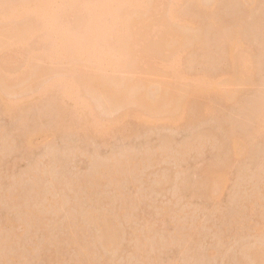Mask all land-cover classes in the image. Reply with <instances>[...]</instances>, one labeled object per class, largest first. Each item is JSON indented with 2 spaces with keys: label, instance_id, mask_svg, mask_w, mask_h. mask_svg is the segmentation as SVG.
I'll return each instance as SVG.
<instances>
[{
  "label": "rangeland",
  "instance_id": "374dc122",
  "mask_svg": "<svg viewBox=\"0 0 264 264\" xmlns=\"http://www.w3.org/2000/svg\"><path fill=\"white\" fill-rule=\"evenodd\" d=\"M192 1L179 0L178 12L204 40L181 52L178 86L205 85L192 95L185 87L181 96L189 90V99L169 121L162 118L166 104L157 112L123 98L108 108L102 86L90 102L82 87L84 102L76 103L78 82L66 87L71 95L62 94L77 74L64 67L68 60L6 49L14 58L13 85L27 80L14 87L12 74L6 80L0 72V89L9 82L4 88L11 90L0 92V264H264V0H200L208 17ZM8 24L0 18V28ZM224 26L238 32L233 58L224 55ZM243 62L248 67L240 70ZM77 65L80 74L91 70L88 62ZM146 66L100 73L111 83H150L154 101L156 85L170 73ZM28 73L36 76L29 81ZM56 73L55 88L44 89ZM141 90L135 86L128 98L137 101Z\"/></svg>",
  "mask_w": 264,
  "mask_h": 264
},
{
  "label": "bare ground",
  "instance_id": "6f19581e",
  "mask_svg": "<svg viewBox=\"0 0 264 264\" xmlns=\"http://www.w3.org/2000/svg\"><path fill=\"white\" fill-rule=\"evenodd\" d=\"M201 1L193 0L192 2H194V5H196V7L200 11L205 12L206 17H208L209 12H210L208 9L210 7L203 5L204 3H202ZM54 2L55 0H0V6H2V9H3V11L0 12V18H2L4 21H7V23H9L7 26L0 28V72H2V76L4 74H8L7 76L8 78L9 76H11L12 72L14 71L13 69L11 74L8 72V71H11L9 69L13 67L12 63H13L14 58L11 54L7 53L6 49L19 50V51L22 50L21 52L27 53V55L28 56L30 55L31 57L34 56L35 51H36L44 59L48 58V62H49V59H53L55 60V62L60 61L61 63L62 60L64 61L66 59L69 61V63L67 62L68 64H66L65 62L66 60H65L64 64L66 65L62 63L61 67L63 65L64 67L65 66L67 67L71 64L72 65L71 69L74 72L77 71V74L75 75V73H73L68 76L65 87L63 88V91H62V94L64 96H66L67 93L69 92L71 93V90L67 92L66 87L67 89L68 88L70 89L71 87H73L74 82H78L79 83L78 91L75 90L74 91L75 95L74 94L72 95V96H75L76 103L80 102L79 104H82L84 102V98L82 96L83 93H84L83 95L85 96H87L86 94H88L89 102H90L91 101L90 96H92V93H95L97 89L100 92V90H102L101 88L102 86L104 88L103 93L105 95L107 94L106 96H104L106 97L105 99L107 100V97L109 98V104H110V101H113V102L120 101V102H117L116 105L113 104V102H111L113 106H118L119 104L123 105L124 103H126L125 101H128V104L133 103V104L139 105L140 103L143 106L146 105V108L147 106L148 107L150 106L152 109H156L155 111H157V109L159 110L158 108L159 106L166 104L168 108L166 107L167 109L166 108L164 109L165 113L163 111L164 116H162V118L168 119V121L178 116L180 107L181 106L183 107V104L185 105L186 104L185 102H187L189 99L187 98L188 95H190V93L192 95L193 94L192 92L197 89L196 85L200 83L205 85L203 83V80H199L200 82L198 81L199 83H196V85L195 83H192L194 86H191L192 84H190L189 86L190 88L192 87V89H189V86L185 85V87H187L191 92L189 93L188 92L189 90H187L185 94L181 96V92H184L187 89V88L185 89V87L183 88V86L181 87V83L179 84L180 86H178V83L180 82L179 79L180 77H182L180 76V73L177 67L178 62L182 55L181 52H184V50H188L186 49L189 47V46L187 47V45L191 43L192 40H194L195 43H199V42L201 43V41H203L204 39L202 38L203 40L201 39V41H199L200 39L199 36L197 34L190 32V31H193L194 27L196 28H199V27L198 25L197 26L194 25V21H191L190 19L181 16L184 14L181 13L180 15V13L178 12L179 11L178 10L179 0H58V2L56 3L57 5L56 8L52 7V3ZM199 15L201 14L199 13ZM206 17L204 19H206ZM45 21H47L48 23L47 25L44 26L43 23ZM211 21H209V23ZM205 22L207 21L205 20ZM179 26L180 27L184 26L183 27L184 29L193 28L192 30L191 29L189 30L191 35H187V32H188L187 29H186L187 30L186 33L185 31L181 32ZM221 26L223 25L221 24ZM196 28L194 29V31H196ZM221 30L223 31V34L222 32H220V35L222 37V42H224V45H223L225 49L224 55L226 54L228 57L229 56L232 57V54L234 53L233 49L237 48L236 45H237V42H239L238 40L239 36L237 34L238 32H236L234 28H231L229 30L226 28V26H224ZM198 32L199 30H197L196 33ZM192 43H193L192 46L195 45L193 41ZM85 62H88L90 64L91 70L84 72V74L83 73L80 74L79 71L81 70V67H79L77 64L81 65ZM144 65L149 66L150 70L158 71L162 74L163 72L170 73L169 81L166 80L167 78H165V80L161 81L159 86L156 85V87H158L160 92L156 90L157 88L154 90L159 93V94L157 93L158 96L155 95L157 98L155 99L154 97V101L149 100L151 99L149 96L150 91L148 89L150 88L148 87L151 85L150 83L145 82V81L135 80L132 78H130L129 80L126 79V81L124 82L123 79L121 81V79L117 77H115L116 80L114 79L116 83L115 82L111 83L109 82V80H107L108 78L110 79V77H106L105 79L104 78L105 76L103 77V75H101L100 73V70L106 69L108 67H119L123 70L129 71L132 69L144 68L143 67ZM240 66L246 67L247 65H245V63L243 62V64L239 65V67ZM33 67L35 66H32L30 68H32L34 71L35 68ZM156 67H161L162 69L161 68L159 69ZM246 69L247 68H245L244 70ZM240 70H242V68ZM83 71L81 70V72ZM240 72L241 73H239V75L242 74L244 71H240ZM245 72H249V71H245ZM30 73H28L29 74L28 75L29 77H27L28 79H30V76L33 77L34 74H37L33 72L34 74L30 75ZM58 75L59 74L56 73V75L55 76L53 75V77H50V79L47 82L43 81L44 84L42 85V87H45L44 89H46V87L55 88L59 80ZM2 76L0 74V80H3L4 77L6 79L5 75L3 78ZM35 76L36 75H34V77ZM41 76L42 75H40V78H42ZM13 78L14 76L12 74L11 81L9 82H11L12 86L14 87H15V83H17L16 82L17 79L21 80V82L20 80H18L20 83L22 82L25 83L27 80L25 78L26 80L24 82V79H22L21 77L16 78V80L14 79L15 82L13 85V82H12ZM40 78L38 77V79ZM45 78L47 79L48 77H45ZM34 80L37 81L36 79ZM118 80L121 82H119ZM29 81H31V79ZM110 81H112V78ZM4 82L2 81V83L0 82V84L3 85ZM8 83L7 85L6 83L4 84L5 86H3L2 90L0 89V92L1 91L3 92L4 90L3 92L4 96L8 95L7 91L9 90V87H8V90L4 88L6 86H9ZM36 83L41 84L42 81L40 80V82H36ZM86 86H88V88L91 87V89L89 88L90 91H88L89 89ZM135 86L138 87V90L143 89L139 91V93L137 94L138 104L136 103L137 101H135L134 97L133 99H131L132 97L128 98V96H131L130 91ZM82 87H84L83 89H85L86 87L87 91L86 89L85 90L82 89L83 93H80V90ZM180 87L184 90L180 91ZM32 90H34L33 87H32ZM9 91L11 93V90ZM24 91L26 90L24 89ZM41 91L43 92V90H39L40 94L42 93ZM148 91H149V95L147 94ZM152 91L153 90H151V94H153ZM202 91L204 90L202 89ZM57 92L59 93L58 90ZM89 92H90V95H89ZM16 93L18 95L22 94L21 92L18 93V90ZM32 93L33 92L26 95V97L28 99L29 97L31 98V96L33 95ZM37 93L38 91L36 92L34 91V95ZM17 94L14 93V96L16 97ZM93 96L95 97V94H93ZM132 96H134V94ZM98 98L102 102L105 101L103 98H102L103 100H101L100 97ZM123 98L125 101L122 102L121 99L123 100ZM22 99H23V96H22ZM77 99L79 100L77 101ZM127 99H131L130 100L131 102H129V100ZM20 100L21 98H19L18 101L20 102ZM107 102L108 101H105L104 103L106 104ZM8 103L11 104L10 101ZM179 103L180 104L183 103V104L180 105ZM107 104L105 106H107ZM18 105L20 104H17V106ZM91 107H94V106H91ZM124 107L126 106H123V108ZM108 108H112V105ZM149 108L147 110H149ZM94 110L92 109L93 112ZM87 111H90V113L92 112L91 110H87ZM130 111L131 110H125L122 114L127 115L128 113H130ZM133 111H135V109ZM58 112H61V111L58 110ZM98 113L96 115L94 114L93 117L99 116ZM159 113L160 115L162 114V112H159ZM133 114L140 115V116L142 115V118L144 115V113L142 114L141 111H135ZM262 115H259V117H261ZM72 116L71 118H73ZM76 117L78 119V116H75V118ZM262 117H264V115ZM94 119L95 120L93 122L94 123L97 122L95 124H97L96 126L98 127L99 120L97 119V117H95ZM258 120L260 121V119ZM73 121L74 120L72 119V122ZM100 121H103V120H100ZM241 142L242 141L234 140L233 143L235 146L239 143L241 144ZM237 152L238 150L234 148L233 154L234 153L237 154ZM125 160H127V158ZM127 163L128 162H126V165L129 166V164ZM125 168H127V166ZM101 237H103V235ZM108 238L110 239V237ZM106 239L107 238H105V240ZM105 240L103 239V241ZM105 242L107 243V241ZM261 255L263 254L260 252L259 256L261 257ZM256 256L257 255H255V257ZM259 256L257 258L261 260ZM263 261L264 259H262V262Z\"/></svg>",
  "mask_w": 264,
  "mask_h": 264
}]
</instances>
